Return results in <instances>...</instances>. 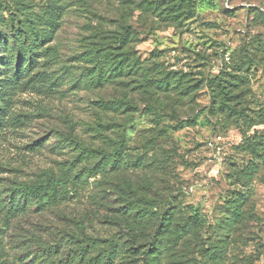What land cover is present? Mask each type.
<instances>
[{"label": "rangeland", "instance_id": "rangeland-1", "mask_svg": "<svg viewBox=\"0 0 264 264\" xmlns=\"http://www.w3.org/2000/svg\"><path fill=\"white\" fill-rule=\"evenodd\" d=\"M127 28L132 70L101 84L114 65L103 44ZM164 72L172 83L157 87ZM129 119L123 155L143 165L60 186L47 211L11 217L0 206V264L42 246L71 252L74 234L119 235L114 214L142 198L198 214V230L227 244L224 264H264V0H0V198L15 181L88 165L81 152L112 150ZM243 196L228 224V202ZM193 236L176 250L195 252Z\"/></svg>", "mask_w": 264, "mask_h": 264}, {"label": "trees", "instance_id": "trees-1", "mask_svg": "<svg viewBox=\"0 0 264 264\" xmlns=\"http://www.w3.org/2000/svg\"><path fill=\"white\" fill-rule=\"evenodd\" d=\"M130 31V28H127L117 40H110L103 44L102 50L105 53L103 57H106L107 54L110 55L114 65L109 66L103 73L100 72L101 75L97 77L98 81L101 78L99 83L103 84L107 79L111 80V78H116L120 74L125 75L132 70L131 58L122 52ZM135 65H138V62ZM164 75L165 77L161 76L155 80L153 79L154 82L152 83H158L154 85L162 88L171 85L170 79H173V77L170 72H164ZM145 79L147 80V78ZM148 81H151L150 78H148ZM181 83L177 79L171 87H181ZM186 88L190 89V87ZM126 105L128 108L132 107L130 104ZM131 120L129 119L128 122ZM129 125L130 122L127 125L123 124L124 134L122 133V135H124V138L115 141L112 150L109 152L102 149L94 155L87 152L90 150L81 152L79 161L85 164L88 162L89 164L80 168L73 165V168L76 169L73 174L69 173L72 167L67 165L64 176L46 173L43 179L35 182H13V185L6 189V198H0V206L6 209V215L17 217L32 210L47 211L61 201L57 196V188L60 186L68 183L76 184V181L80 182L90 177H94L95 181H101V178L97 179L96 177H103L110 170L118 171L124 167L123 163H125V166L143 165V162H137L138 160L130 163V156L123 155L128 135L127 126ZM240 177L245 178L244 175ZM244 198L245 196L236 197L228 202L227 206H230L232 212L229 214V219H227L228 224L230 222L237 223L241 220L240 208ZM152 203L147 198H142L138 204L133 205L134 209L132 207L127 211L122 210L120 213H115L112 223L120 227L121 234L119 235L107 238L91 236L80 238L75 237L74 234L72 236L74 238V248L71 252L63 253L65 256L61 255L60 248L57 246L54 248L53 246H42L34 254L27 255L26 257L30 256V258L23 259L22 264H118L116 260L119 263L124 260L127 263L134 264L132 262L135 260L127 259L131 255H137L141 258L140 264H162L163 259L165 261L168 259L175 260L172 258L173 256L179 259L175 260L177 262L187 257L189 264H224L228 254L227 244L222 241L221 236L217 238L213 230L209 235V231L202 232L198 230L197 225L203 222L198 214L187 216L184 220V214L170 209L175 205L173 201L168 202L166 204L168 207L160 211L156 208L151 210ZM74 224L75 230L85 228L84 222L81 220H74ZM149 226L152 227V232L149 234V236L151 235V241L148 243L139 242L140 234L145 232ZM189 233H195V238L200 241L198 249L193 253H186L182 249L176 250L178 246L184 244L182 241L186 239L185 237ZM214 237L217 239L214 240ZM132 248L135 249L134 252L130 250ZM165 261L163 264H165Z\"/></svg>", "mask_w": 264, "mask_h": 264}]
</instances>
